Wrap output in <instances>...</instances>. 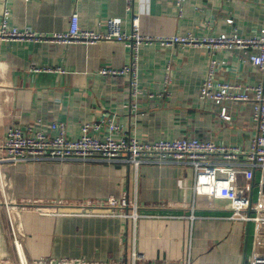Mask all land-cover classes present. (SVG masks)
Listing matches in <instances>:
<instances>
[{"label": "crops", "instance_id": "obj_1", "mask_svg": "<svg viewBox=\"0 0 264 264\" xmlns=\"http://www.w3.org/2000/svg\"><path fill=\"white\" fill-rule=\"evenodd\" d=\"M75 13L86 31H105L102 22L114 18L129 33L137 18L141 34L152 37L249 38L264 28V0H185L181 14L175 0H137L131 11L126 0H0V24L5 20L20 31L67 32ZM249 55L243 50L216 52V80L242 87L262 84L264 74ZM130 56L117 41H0V139L12 126L48 130L59 121L66 123L68 137L77 138L83 124L110 119L120 127L116 138L137 136L156 143L197 137L250 149L257 135L253 102L218 106L199 97L209 71L204 48L141 46L137 100L131 97L129 78L99 74L103 68H123ZM34 67L62 72L36 73ZM224 107L230 121L221 117ZM108 135L104 127L101 136ZM194 177V168L182 162L142 164L137 171L94 160L11 166L3 173L6 199L23 206L8 218L0 203V264H19L18 250L27 260L91 264L131 262L132 251L142 258L140 264H249L254 255L264 256V222L229 220L224 201L209 207L207 197H195ZM253 187L254 195L264 191L259 173ZM125 195L145 216L134 233L127 221L105 209L82 214L87 200H121ZM47 209L55 213L43 214Z\"/></svg>", "mask_w": 264, "mask_h": 264}, {"label": "built area", "instance_id": "obj_2", "mask_svg": "<svg viewBox=\"0 0 264 264\" xmlns=\"http://www.w3.org/2000/svg\"><path fill=\"white\" fill-rule=\"evenodd\" d=\"M137 0H126L127 9L131 11ZM180 12H183L185 0H175ZM233 23L232 20L229 21ZM101 26L105 31H86L80 27L78 14L70 18L67 32L43 34L31 31H20L7 21L0 24V41H29L50 44H90L96 45L104 41L123 43L131 52L129 62L121 69L100 70L103 77L129 78L131 97L135 100L141 95L139 90V49L143 45L160 44L162 46L180 45L183 47L204 48L209 57V71L203 81L199 97L201 100L223 106L225 103L253 102L252 119L256 124L257 135L248 150L237 147L218 145L211 140L197 137H180L172 141L161 140L149 143L137 136L116 138L113 134L120 127L115 120L85 123L77 138L67 135L66 123L53 122L48 130L35 129L32 125L12 126L0 139V193L2 203L8 218L12 210L22 207L10 204L5 195L3 173L17 164L38 162L69 161H99L127 164L135 171L142 164L182 162L194 168V195L207 197L208 206L213 202L224 201L229 213L228 219L256 225L264 222V191L254 195V180L256 173L260 174V182L264 185V82L254 86L242 87L232 83H222L216 80L218 61L214 54L220 50H243L249 52V60L264 74V28L255 36L243 38L237 34L219 37L198 38L191 35L152 37L142 35L138 19H134L131 32H125L120 19L110 18ZM36 73L62 72L60 68L34 67ZM136 110L137 105L132 106ZM221 117L230 121L226 107L222 108ZM107 127L109 135L101 136V131ZM243 179V186L240 180ZM82 205V214L90 215L94 209H105L109 216L127 221L135 231L138 220L145 217L136 202H131L125 195L121 200L109 197L106 200H87ZM51 215L55 209L42 211ZM193 219L194 217L191 216ZM130 231H127L129 234ZM13 235H15L13 233ZM15 238V236H14ZM19 264H91L81 259H40L27 260L25 255L17 251ZM131 262L120 264H140L142 258L131 252ZM3 264H10L9 261ZM143 264V263H142ZM249 264H264V256L254 255Z\"/></svg>", "mask_w": 264, "mask_h": 264}]
</instances>
